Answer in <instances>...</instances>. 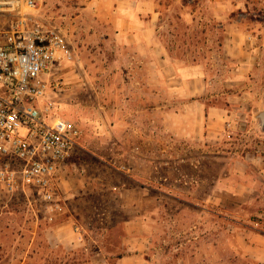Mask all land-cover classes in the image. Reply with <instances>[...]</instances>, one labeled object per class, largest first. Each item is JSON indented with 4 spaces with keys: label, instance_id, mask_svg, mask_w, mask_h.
<instances>
[{
    "label": "rangeland",
    "instance_id": "rangeland-1",
    "mask_svg": "<svg viewBox=\"0 0 264 264\" xmlns=\"http://www.w3.org/2000/svg\"><path fill=\"white\" fill-rule=\"evenodd\" d=\"M81 1L43 0L38 10L75 53L58 100L82 135L63 172L67 211L49 223L41 201L0 193V264H115L138 251L148 264H264V175L251 163L264 155V0L146 1L161 11V48L143 52L160 57L145 76L164 77L161 93L146 82L142 114L133 53L112 49L92 10L77 16ZM179 78L205 80L203 99L227 113L220 138L168 129L165 112L188 101ZM137 220L141 243L126 231Z\"/></svg>",
    "mask_w": 264,
    "mask_h": 264
},
{
    "label": "built area",
    "instance_id": "built-area-1",
    "mask_svg": "<svg viewBox=\"0 0 264 264\" xmlns=\"http://www.w3.org/2000/svg\"><path fill=\"white\" fill-rule=\"evenodd\" d=\"M42 3L0 0V193L41 201L53 223L67 211L63 172L82 135L58 104L74 49L64 28L40 14Z\"/></svg>",
    "mask_w": 264,
    "mask_h": 264
},
{
    "label": "crops",
    "instance_id": "crops-1",
    "mask_svg": "<svg viewBox=\"0 0 264 264\" xmlns=\"http://www.w3.org/2000/svg\"><path fill=\"white\" fill-rule=\"evenodd\" d=\"M83 1V2H82ZM81 10L77 16H81L86 10L93 11V20L96 27L103 28L102 31L106 38L112 42L111 47L121 53H133L135 58L136 77L131 78L130 82L134 79L136 83V92L133 95L137 100L136 112L144 111V98L145 93L148 91L146 82L153 84V94L161 93V71L158 70L157 77L153 76L154 81H150L145 76L146 61L147 64L152 61L153 65L160 66V57L153 55L152 60L144 59V51L151 50L156 52L160 50V41H156V35L159 33L161 11L158 6L154 5L151 10L145 8L144 3L149 0H82ZM155 2V1H154ZM94 6V7H93ZM80 8V7H79ZM97 23V24H96ZM148 38L152 41L149 43ZM173 75H168V83L170 85L175 81ZM130 76V75H129ZM128 76V77H129ZM164 77V76H162ZM156 78V79H155ZM183 83L179 93L181 97L188 98L184 104L180 103V108H170L165 113L174 122L168 124V129L172 131L175 136L182 139L193 138L194 136H201L206 133V139L214 140L220 138L226 131V118L227 113L224 109L216 106L208 105L203 99L208 94V85L204 79L179 78L177 80ZM148 93V92H147ZM111 97L113 95L111 94ZM196 98V99H194ZM183 104V105H182ZM140 106L141 109H138ZM156 110H161L162 105H156ZM141 110V111H139ZM139 117V116H137ZM206 120V123L204 122ZM260 172L264 175V155L253 158L251 161ZM130 170V169H129ZM128 178L133 179L128 172H125ZM75 195V194H74ZM133 221H129L131 223ZM143 220H137L134 224L126 227L128 238L133 241H145V227ZM143 248L146 244H143ZM133 249V248H132ZM134 252V250H133ZM145 251H138L134 253H126L117 257L115 264H148Z\"/></svg>",
    "mask_w": 264,
    "mask_h": 264
},
{
    "label": "water",
    "instance_id": "water-1",
    "mask_svg": "<svg viewBox=\"0 0 264 264\" xmlns=\"http://www.w3.org/2000/svg\"><path fill=\"white\" fill-rule=\"evenodd\" d=\"M260 120H261V123L262 125L264 126V111H261L259 114H258Z\"/></svg>",
    "mask_w": 264,
    "mask_h": 264
}]
</instances>
